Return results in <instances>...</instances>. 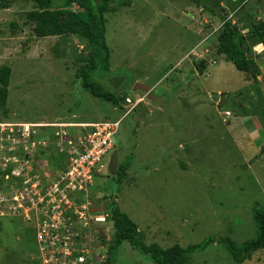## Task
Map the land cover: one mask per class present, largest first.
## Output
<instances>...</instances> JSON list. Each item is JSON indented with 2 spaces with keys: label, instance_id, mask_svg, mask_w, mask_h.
Masks as SVG:
<instances>
[{
  "label": "rangeland",
  "instance_id": "rangeland-1",
  "mask_svg": "<svg viewBox=\"0 0 264 264\" xmlns=\"http://www.w3.org/2000/svg\"><path fill=\"white\" fill-rule=\"evenodd\" d=\"M132 1L106 15L110 72L93 75L106 90L138 102L116 107L81 86L86 39L38 38L27 16L34 3L0 0V68L12 70L0 119L119 122L95 200L109 196L110 210L127 214L149 245L187 247L209 237L243 244L256 237L253 213L264 206V45L244 46L257 80L212 51L226 18L245 38L264 22V0ZM136 83L151 93L134 91ZM131 153L132 168L119 185L118 167ZM37 247L33 217L0 218V264H40ZM112 264L154 263L125 242ZM188 264L236 263L211 244ZM242 264H264V250Z\"/></svg>",
  "mask_w": 264,
  "mask_h": 264
},
{
  "label": "built area",
  "instance_id": "built-area-1",
  "mask_svg": "<svg viewBox=\"0 0 264 264\" xmlns=\"http://www.w3.org/2000/svg\"><path fill=\"white\" fill-rule=\"evenodd\" d=\"M119 125L0 120V216L33 217L40 264L107 261L111 210L103 197L95 200L93 189ZM56 155L61 158L53 165ZM93 202L109 210L92 214Z\"/></svg>",
  "mask_w": 264,
  "mask_h": 264
},
{
  "label": "trees",
  "instance_id": "trees-1",
  "mask_svg": "<svg viewBox=\"0 0 264 264\" xmlns=\"http://www.w3.org/2000/svg\"><path fill=\"white\" fill-rule=\"evenodd\" d=\"M34 3L36 9L27 14L35 23L34 34L38 38L63 37L78 35L86 39L89 44V53L84 57L80 69V83L83 89L94 98L119 107L126 102L127 95H115L106 90L93 75L97 71L110 72V48L107 44L106 15L115 12L119 7H131L132 0H27ZM63 3L62 8H54L56 2ZM199 1V0H195ZM71 6L77 7L73 10ZM223 8V7H222ZM252 41L254 46L264 45V22L254 24L248 37L241 35L239 26L226 18L218 37V45L213 55L233 64L240 72L251 74L257 80L259 71L252 57L244 46ZM206 69V68H205ZM199 71L202 72V69ZM12 70L9 67L0 68V109L6 106ZM2 119V118H1ZM0 119V120H1ZM44 135V134H42ZM57 159V162H55ZM60 159L52 157L51 162L58 163ZM133 153L126 156L117 170L116 182L121 185L126 172L132 168ZM106 202L109 196H104ZM109 204V203H108ZM110 207V206H109ZM112 222L111 241L108 244L107 261L104 264H112L114 255L121 245L127 242L133 250L147 255L154 264H188L191 254L203 251L211 244L224 247L236 264H242L251 259L255 252L264 250V206L255 209L253 221L256 227V237L237 244L229 237H209L202 244L182 247L175 245L171 248H163L154 244H146L142 232L137 224L117 207L111 210ZM35 264V263H31Z\"/></svg>",
  "mask_w": 264,
  "mask_h": 264
},
{
  "label": "water",
  "instance_id": "water-1",
  "mask_svg": "<svg viewBox=\"0 0 264 264\" xmlns=\"http://www.w3.org/2000/svg\"><path fill=\"white\" fill-rule=\"evenodd\" d=\"M205 62L206 60H203L200 64V69L204 70L205 69ZM151 87L144 85L142 83H136L134 86V91H141L145 94H150L151 93ZM149 98L153 99V96H149ZM109 210V207L107 204H103L102 207H99L96 203H92V206L90 208V213H101V212H107Z\"/></svg>",
  "mask_w": 264,
  "mask_h": 264
},
{
  "label": "crops",
  "instance_id": "crops-1",
  "mask_svg": "<svg viewBox=\"0 0 264 264\" xmlns=\"http://www.w3.org/2000/svg\"><path fill=\"white\" fill-rule=\"evenodd\" d=\"M221 6L224 8V5H223V4H221ZM231 15H232V14H231ZM231 15H230L229 17H231ZM58 122H61V121H58ZM28 123H30V122H28ZM52 123H54V122H52ZM82 124H91V123H82ZM92 124H93V123H92ZM76 131H80V130H77V129H71V132H72V133H75ZM56 157H57V158H61V157H59L58 155H56ZM51 160H52V158H51ZM55 162H57V159H55ZM58 162H59V161H58ZM52 164H53V165H56V163H53V162H52ZM5 217H7V216H0V218H5ZM31 261L33 262L34 260L32 259ZM32 262H31V263H32Z\"/></svg>",
  "mask_w": 264,
  "mask_h": 264
}]
</instances>
